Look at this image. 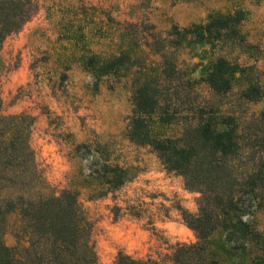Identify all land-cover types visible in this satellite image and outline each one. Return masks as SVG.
I'll return each instance as SVG.
<instances>
[{
    "label": "trees",
    "instance_id": "16d2710c",
    "mask_svg": "<svg viewBox=\"0 0 264 264\" xmlns=\"http://www.w3.org/2000/svg\"><path fill=\"white\" fill-rule=\"evenodd\" d=\"M35 8L32 0H0V76L6 66L5 39L30 19ZM244 19V10L237 9L212 15L204 23L174 25L164 37L153 34V39L145 41L160 56L153 67L131 46L110 55L83 57L84 66L95 77L114 75L130 81L128 139L152 147L168 171L181 175L187 189L200 193L197 213L180 207L197 240L173 246L169 258L174 264H264V229L257 218L264 211V109L256 117H242L226 102L235 94L239 106L264 96L263 87L252 76L254 65L225 52L234 48L253 56L256 46L240 30ZM189 37L200 38L213 51L197 78L178 59ZM132 38L131 43L136 40ZM242 78L247 85L235 91ZM202 84L211 99L192 95ZM2 107L0 89V111ZM155 120L182 123L183 130L177 136L157 135ZM34 121L25 112L0 113V264H101L92 239L93 223L80 200L81 189L99 198L120 188L137 171L112 161L107 149L80 144L77 151L83 147L81 156L91 159L87 171L81 172L87 183H77L78 173L73 172L58 193L31 145ZM11 218L17 238L14 246L4 239ZM150 262L159 261L124 251L117 254L118 264Z\"/></svg>",
    "mask_w": 264,
    "mask_h": 264
},
{
    "label": "rangeland",
    "instance_id": "374dc122",
    "mask_svg": "<svg viewBox=\"0 0 264 264\" xmlns=\"http://www.w3.org/2000/svg\"><path fill=\"white\" fill-rule=\"evenodd\" d=\"M36 6L30 19L4 41L0 89V113H29L34 116L31 145L47 181L59 193L71 175L87 183L90 156H81L80 144L107 149L111 160L132 165L136 175L120 188L99 198L81 189L80 200L92 223V239L101 264H118L124 251L158 264H174L169 254L176 243L194 242L196 233L184 222L180 207L197 213L200 193L186 188L181 175L168 171L150 146L130 141L126 135L132 113L131 83L114 75L95 77L83 64L91 53L110 55L131 46L142 54L149 67L160 56L146 45L153 34L162 37L174 25L204 23L210 16L245 12L240 30L255 44L253 56L239 49H225L239 55L243 64L254 65L252 73L264 89V0H32ZM131 43L130 39H133ZM221 52L215 50V53ZM213 51L198 37H189L187 47L178 51L182 66L199 77ZM239 79L235 91L246 86ZM192 95L211 99L202 84ZM194 97V96H192ZM237 95L226 98L242 117H256L264 109L259 101L242 102ZM161 136H177L182 123L152 122ZM86 153V152H85ZM77 177V178H76ZM264 229V211L257 213ZM14 218L4 239L17 243ZM148 264H152L151 262Z\"/></svg>",
    "mask_w": 264,
    "mask_h": 264
}]
</instances>
